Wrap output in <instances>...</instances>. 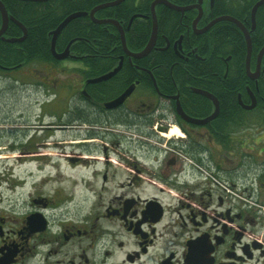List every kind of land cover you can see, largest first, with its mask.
Masks as SVG:
<instances>
[{"label":"flooded vegetation","instance_id":"obj_1","mask_svg":"<svg viewBox=\"0 0 264 264\" xmlns=\"http://www.w3.org/2000/svg\"><path fill=\"white\" fill-rule=\"evenodd\" d=\"M144 1L121 0L96 16L107 22L93 20L108 36L121 35L112 22L118 21L129 50L122 36L115 44L95 33L85 58L71 45L69 59L53 55L54 60L37 61L43 70L31 60L0 74V264H264V234L259 230L264 219L249 210L254 205L264 211V138L257 141L263 143L257 154L249 155L254 166L247 173L250 181L244 180L242 124H223L228 132L218 129L222 101L210 90L211 79L192 82L196 77L189 72L216 62L224 65L219 80L245 76L234 108L259 109L264 116V52L258 75L251 76L264 44H254L251 71L246 55L238 71L232 49L224 56L213 42L214 31L222 21L232 22L244 35L243 30L232 20L212 21L232 16L252 38L264 34V17L255 21V28L248 27L247 15L239 18L246 6L234 0H214L212 5L202 0L201 8L193 6L198 0H171L180 7L193 6L185 10L158 3V22L169 13L178 17L176 35L170 38L157 22L153 48L138 57L133 53L144 49L153 29V0L148 6ZM230 2L236 16L215 14L217 3ZM130 3L133 7H126ZM260 6L264 9V3ZM150 20L149 37L141 44L138 28ZM165 57L171 61L168 66ZM67 62L80 63L71 65L75 78L57 81L53 72H62ZM119 64L111 77L95 80ZM16 69L17 74L11 73ZM33 83L44 97L45 88L51 92L47 102L65 98L63 93L74 102L55 108L44 100L35 109L30 102L17 105L24 93L18 86ZM11 86L16 90L9 91ZM128 88L123 101L111 105ZM198 90L213 93L219 102V114L205 124L184 118L203 119L214 111L213 100ZM173 128L179 132L168 137ZM72 136L74 142L66 139ZM67 144L74 147L68 155ZM51 147L61 149L59 163L74 165L71 183L50 187L49 176L61 173L58 167L56 173L45 171L54 162Z\"/></svg>","mask_w":264,"mask_h":264},{"label":"trees","instance_id":"obj_2","mask_svg":"<svg viewBox=\"0 0 264 264\" xmlns=\"http://www.w3.org/2000/svg\"><path fill=\"white\" fill-rule=\"evenodd\" d=\"M109 0H47L44 2L34 1V0H2L5 4L7 10L17 18V20L22 21L26 26L27 36L24 40L18 42L7 41L6 39L0 38V73L4 71L5 67H12L21 63H25L31 60H41V61H50L55 58L51 52V39L52 34L50 33L54 28H56L60 22L70 13L78 10H91L93 7L107 2ZM230 1V0H229ZM145 5H149L150 0H145ZM235 3L239 5L246 6V13L244 16L246 18L247 26H252L251 20V9L254 4V0H234ZM126 7L132 8V4L127 5ZM169 10V11H168ZM173 9L168 8L166 11L170 12ZM215 14H231L236 16V7L230 2L229 5L216 4ZM106 12H109L108 8H100L96 11L95 16L104 15ZM264 17V9L262 6L258 7L256 13V23L262 20ZM178 17L169 13L166 17H161L159 23V30L168 32L170 38H174L176 32H174L175 23ZM1 20V15H0ZM151 21L144 24L141 28V37L140 43L143 44L147 41L150 31H151ZM263 23V22H262ZM261 25H264L261 24ZM59 34L56 41V48L62 50L72 39L77 38V40L72 43V50L75 53L84 54L82 58H85V54L89 51L88 42L91 41L93 34L98 33L100 36L107 37L112 43H120L119 34L108 36L104 31V28L95 23L89 16H77L71 20ZM21 28L14 22H10L7 30L6 36L14 37L21 35ZM259 28H256V31ZM244 36L237 26L232 22L222 21L214 31V41L219 44V47L222 49L224 56H227L232 49L233 51V63L235 69H239L244 66L245 59V50L246 43L244 41ZM254 44L262 46L264 44V34H254L252 36ZM163 63L166 66L171 64V61L168 57L163 59ZM224 65L220 66V63L212 62L211 64H200L199 66L193 67V70L190 68L189 72L194 74L196 79H192V82H202L201 77L208 76L211 81L210 90L222 101L221 113L219 117L215 120V123L218 124V129L224 132H228L230 128L222 127L223 124H242L248 122H258V118L261 114V110L256 109V112H247L244 109L239 107L234 108L233 104H236L238 86L241 84V81H245L246 77L244 76L237 81L236 78L230 77L228 75L226 78L219 80L218 74L221 73L220 69L223 70ZM210 70V71H207ZM198 74H197V73ZM209 73L207 75L205 73ZM188 74V73H187ZM180 73H177V76H180ZM201 75V76H198ZM200 77V78H198ZM200 84V83H198ZM206 84V83H205ZM206 87V86H204ZM228 109H233L231 112H228ZM262 116V115H261ZM254 119V120H253Z\"/></svg>","mask_w":264,"mask_h":264},{"label":"water","instance_id":"obj_3","mask_svg":"<svg viewBox=\"0 0 264 264\" xmlns=\"http://www.w3.org/2000/svg\"><path fill=\"white\" fill-rule=\"evenodd\" d=\"M35 1H47V0H35ZM121 0H116L114 1V3H117V2H120ZM201 1L202 0H198V2L196 4H194L193 6H199V8H201ZM214 0H210V3L212 5ZM113 2H106V3H102V4H99L95 7H93L90 11H74L72 12V14H68L63 20L62 22L56 27L54 28V30H52L50 33L53 35L52 36V43H51V50H52V53L53 55L57 58V59H65L67 57H70L72 56L70 54V46L71 44L73 43V41L77 40V38H74L72 39L69 44L66 46V48H64V50L62 52H58L55 47L56 45V41L58 38V35L60 34V32L62 31L63 27H65L71 20H73L74 18H76L77 16H82V15H89L92 20L96 21V22H107L108 20L106 19H98L96 18L95 15V12L102 8V7H106L108 5H111V4H114ZM152 5H151V8H152V18H153V29H152V33L150 34V39L147 43V45L144 47L143 50H141L140 52H137V53H133L135 56H138V57H141V56H144L146 54H148L151 49L153 48V44L155 43V40H156V36L158 34V24H157V15H156V11H155V6L158 4V3H164L166 5H168L169 7L171 8H174V9H180V10H185V9H188V8H191L193 6H187V7H180L177 5H175L173 2H170V0H154L153 2H151ZM264 3V0H258L256 2V4L254 5V7H252V20L254 22V18H255V13H256V10L260 4ZM6 6L4 5V3L0 0V11H1V18H2V24H1V27H0V36H2L4 39L8 40V41H12V42H16V41H21V40H24L26 38V35H27V28L25 27L24 24H22L19 20H17L14 16L12 15H9V12L8 10H6ZM9 19L10 20H13L15 23H17L20 27H21V30L23 31V34L20 36V37H4V33L8 27V22H9ZM221 19H228V20H232L233 22H235L244 32L245 34V37H246V40H247V43H248V50L249 51L251 49V38H250V33H249V30H247L248 28L246 26H244V24L239 21V20H236V18L232 17V16H228V15H222L221 17H217L215 18L214 20H212L213 22H216L217 20H221ZM112 22H114V24L116 23L119 28H120V32H121V35L122 36V42H123V45H124V48L125 50H129L126 46V40H125V36L124 35V31L122 29V27L118 24V21H114L112 20ZM207 29V28H206ZM264 52V47L262 48L260 54H259V57H258V64H257V70L255 71L254 74H251V76H257L258 75V71L260 70V64H261V57H262V54ZM250 58H251V52L249 51L248 54H247V57H246V65H247V68L248 70L250 71ZM121 64V62H120ZM120 64L117 66V68L115 67L113 70H111L110 72L102 75L100 78L98 79H95V80H102V79H107L109 77H111L113 74H115L117 72V70L119 69L118 67H120ZM131 89L128 88L121 96H119L117 99H115L111 105H117L118 102L120 103L121 101H123V99L130 93ZM199 92H202L203 94H205V96H208L209 98H211L214 102V111L206 116V118L204 117L203 119H194V118H190L189 116L186 115V118L187 120L189 121H193V122H197V123H207L208 121H210L211 119L217 117V115L219 114V102L217 100V98L209 93V92H206V91H203V90H198ZM254 104L252 103L250 106H247L248 108H251L253 107ZM179 111H181V108H178Z\"/></svg>","mask_w":264,"mask_h":264},{"label":"rangeland","instance_id":"obj_4","mask_svg":"<svg viewBox=\"0 0 264 264\" xmlns=\"http://www.w3.org/2000/svg\"><path fill=\"white\" fill-rule=\"evenodd\" d=\"M69 61V60H68ZM64 61L61 63L63 64ZM72 64H80V63H71V62H67V66H64V70L62 72H59V73H54L52 74V76L54 77H57L56 80H64V79H68V78H75V75L77 74V71L75 70V68L73 66H71ZM34 66L35 67H38V68H41L43 70V68L41 67V63L40 62H34ZM7 72V71H6ZM17 69L16 70H13L11 73L13 74H17ZM5 73V72H4ZM2 73V74H4ZM34 76V77H33ZM33 76L32 78L30 77L31 81L35 80V76H36V72L33 73ZM53 87V86H52ZM52 89V88H51ZM8 90L12 91V90H16V88H12L9 87ZM17 90L19 91H24V93L20 94L21 98L18 100H20V104H17L19 106L21 105H24L26 106V102H30L31 103V106L35 109L39 106H41L42 104V101L45 99L47 100H50L53 96L50 95V91L47 92V88H45V93L47 95H45V97L43 95H41V93L38 91V88L36 87V85L33 83V85H29V86H25L23 87L22 85H19ZM64 94V97L65 98H61L62 96H60L59 98L55 99V101H52L51 103L50 102H47L46 100H44L45 104L51 108H55V107H63V106H68V102L67 101H71L73 99L72 95L70 94V96H67L65 93ZM61 98V99H60ZM74 102V100H72ZM3 100H2V97L0 98V105L2 104ZM47 102V103H46ZM36 112V110H35ZM36 116V113H34ZM261 118L259 117L258 118V122ZM257 122L256 120H254L253 123H250L249 124H246L245 126H243V133H242V139H243V143L245 144L243 147V154H244V161H243V176H244V180H248L250 181V178L248 177L249 175H247V173H250V170L252 169L251 167L254 166L253 165V161H251L249 158V155L251 153L253 154H257V151L259 150V148L261 147L262 148V145L263 143H258L257 141L264 138V129L260 128L259 126H257L258 124L255 123ZM56 137L57 139H60L62 138V135L60 133H57L56 134ZM56 137L52 136L51 137V142L54 143L55 140H56ZM67 140H72L74 142L75 138L72 136V137H67L66 138ZM252 148H254L252 150ZM66 150H67V155L71 152L74 151V147L73 145H70V144H67V147H66ZM50 151V156L54 159V162H52L50 164L49 167H46L45 168V171H53L54 173H56V168L58 167L59 170L61 171L60 175H58L56 178L54 177H51L49 176L50 178V181H51V184H50V187L53 186V185H56L59 187L60 184H68V183H71V177L72 175L75 174L76 172V169L74 168V165L73 164H70V163H66L64 161H61L60 163L58 162L59 159L56 158L57 156L61 155V149L58 148V147H51L49 149ZM246 156V157H245ZM255 164V163H254ZM252 165V166H251ZM76 166V165H75ZM76 168H78V166H76ZM58 174V173H57ZM45 177L48 178L47 174H45ZM41 179H45L44 177H41ZM250 209V212H252V214H254L255 216H259V219H264V211H261V210H256V208L254 207V205H251V207H249ZM263 210V209H262ZM260 227V226H259ZM260 234H264V225L263 227L261 226L260 227Z\"/></svg>","mask_w":264,"mask_h":264},{"label":"bare ground","instance_id":"obj_5","mask_svg":"<svg viewBox=\"0 0 264 264\" xmlns=\"http://www.w3.org/2000/svg\"><path fill=\"white\" fill-rule=\"evenodd\" d=\"M40 2H44V1H40ZM78 11H85V10H78ZM72 14V13H71ZM20 21V20H19ZM21 23H22V21H20ZM62 22V21H61ZM60 22V23H61ZM1 24H2V19L0 20V27H1ZM23 24V23H22ZM256 27V23H252V28H255ZM64 29V28H63ZM62 29V30H63ZM244 36V41H245V43H246V52H245V55L247 56V54H248V52L250 51L251 52V55H252V53H253V51L252 50H254V43H253V40H252V38H251V49L249 50V51H247L248 50V43H247V40H246V37H245V34L243 35ZM1 39H4L3 37H0ZM261 52V51H260ZM260 54V53H259ZM37 61H41V60H37ZM241 80V79H240ZM179 131H178V129H175V128H173L171 131H170V133L168 134V137H172V136H175L177 133H178Z\"/></svg>","mask_w":264,"mask_h":264}]
</instances>
